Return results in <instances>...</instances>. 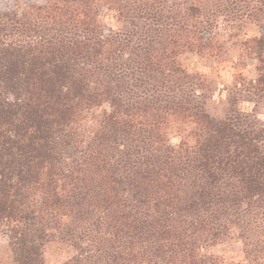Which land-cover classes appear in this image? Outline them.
<instances>
[{
  "label": "trees",
  "instance_id": "trees-1",
  "mask_svg": "<svg viewBox=\"0 0 264 264\" xmlns=\"http://www.w3.org/2000/svg\"><path fill=\"white\" fill-rule=\"evenodd\" d=\"M202 4L0 0V234L14 264H46L52 241L73 252L59 264H264V18L242 42L256 76L233 74L214 115L215 89L182 59L218 58L224 14ZM231 241L238 259L214 251Z\"/></svg>",
  "mask_w": 264,
  "mask_h": 264
},
{
  "label": "rangeland",
  "instance_id": "rangeland-1",
  "mask_svg": "<svg viewBox=\"0 0 264 264\" xmlns=\"http://www.w3.org/2000/svg\"><path fill=\"white\" fill-rule=\"evenodd\" d=\"M37 1L40 0H34V2ZM167 1L185 6L198 0ZM202 2L207 12L219 9L224 14L218 17L217 23L212 28L213 48L207 49L208 52H216L218 58L213 60V57L204 58L196 53L186 52L182 54V59L190 71L205 73L215 89L214 95L208 100V109L212 114L220 115L224 110L226 101L224 98L235 92L233 74L241 72L248 79L256 76V60L249 54H245V47L242 42L260 34L256 21L258 18H264V0H202ZM258 7L261 12L255 10ZM215 45L221 46L219 51ZM260 108L264 112V102ZM214 251L228 258L238 259L241 245L239 242L231 241L215 247ZM72 253L71 248L66 244L52 241L47 243L45 247L44 259L46 264H59L70 257ZM0 264H14L7 240L1 234Z\"/></svg>",
  "mask_w": 264,
  "mask_h": 264
}]
</instances>
